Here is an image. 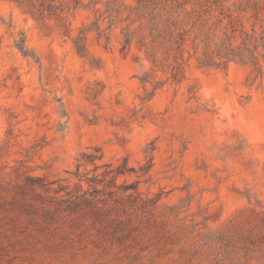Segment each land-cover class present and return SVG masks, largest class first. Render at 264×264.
Returning a JSON list of instances; mask_svg holds the SVG:
<instances>
[{
    "label": "rangeland",
    "instance_id": "1",
    "mask_svg": "<svg viewBox=\"0 0 264 264\" xmlns=\"http://www.w3.org/2000/svg\"><path fill=\"white\" fill-rule=\"evenodd\" d=\"M94 17L0 0V264H264V64L191 61L142 102Z\"/></svg>",
    "mask_w": 264,
    "mask_h": 264
},
{
    "label": "trees",
    "instance_id": "2",
    "mask_svg": "<svg viewBox=\"0 0 264 264\" xmlns=\"http://www.w3.org/2000/svg\"><path fill=\"white\" fill-rule=\"evenodd\" d=\"M30 2L38 14L57 20H64L78 8L92 10L95 17L88 30H95L106 42L110 39L106 29L119 26L120 51L126 53L134 45L142 53L134 56L142 68L136 75L143 88L142 102L149 101L166 83L181 84L191 61L199 67L220 69L235 62L250 65L257 76L263 75L264 0H239L230 5L225 0ZM105 20L108 24L101 28ZM17 46L24 55L29 54L23 39Z\"/></svg>",
    "mask_w": 264,
    "mask_h": 264
}]
</instances>
